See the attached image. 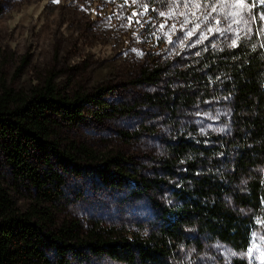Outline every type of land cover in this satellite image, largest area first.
<instances>
[{
  "label": "rangeland",
  "instance_id": "obj_1",
  "mask_svg": "<svg viewBox=\"0 0 264 264\" xmlns=\"http://www.w3.org/2000/svg\"><path fill=\"white\" fill-rule=\"evenodd\" d=\"M0 4V85L29 91L54 73L68 91L106 104V109L87 105L82 123L68 126L64 134L104 159L120 161L125 179L114 166L100 171L87 164L81 174L65 175L63 200L52 207L57 221L73 219L86 231L98 226L127 238L150 236L163 210L177 203L174 190L180 186L181 167H173L174 177L166 174L168 145L193 130L225 136L230 124L225 96L206 100L210 111L195 107L174 115L159 100L181 86L183 74L203 47L230 48L255 37L264 49V0H0ZM156 70L157 80L144 78ZM251 172L264 185V163ZM142 180L158 184L143 190L137 183ZM248 180L241 179L238 185L245 187ZM225 203L253 222L246 248L189 231L188 242L170 264H264V201L258 212L229 197ZM70 264L125 263L91 257L72 259Z\"/></svg>",
  "mask_w": 264,
  "mask_h": 264
},
{
  "label": "trees",
  "instance_id": "obj_2",
  "mask_svg": "<svg viewBox=\"0 0 264 264\" xmlns=\"http://www.w3.org/2000/svg\"><path fill=\"white\" fill-rule=\"evenodd\" d=\"M158 73L144 78L157 80ZM181 81L159 102L174 115L195 107L210 111L205 101L225 96L229 131L205 136L193 130L168 145L166 174L174 177L173 167H181L180 186L174 190L177 203L163 210L156 231L145 238L117 236L98 226L86 231L73 219L59 223L52 208L63 200V177L81 174L86 164L100 171L114 166L125 179L120 161L104 159L64 134L68 126L82 123L87 105L106 109V104L68 91L54 73L29 91L1 83L0 264H70L91 257L170 264L188 242L189 231L246 248L253 222L225 201L229 197L253 212L264 201V185L251 172L264 163V49L255 37L230 48L203 47ZM244 178L249 180L241 188ZM137 183L143 190L158 184Z\"/></svg>",
  "mask_w": 264,
  "mask_h": 264
},
{
  "label": "snow or ice",
  "instance_id": "obj_3",
  "mask_svg": "<svg viewBox=\"0 0 264 264\" xmlns=\"http://www.w3.org/2000/svg\"><path fill=\"white\" fill-rule=\"evenodd\" d=\"M241 2H243V0H241Z\"/></svg>",
  "mask_w": 264,
  "mask_h": 264
}]
</instances>
